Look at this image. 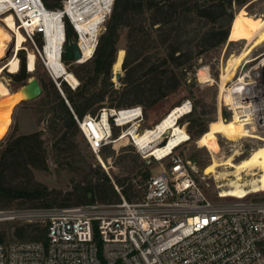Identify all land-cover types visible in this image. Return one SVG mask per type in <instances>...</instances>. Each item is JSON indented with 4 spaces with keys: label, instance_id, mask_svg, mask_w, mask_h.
<instances>
[{
    "label": "trees",
    "instance_id": "16d2710c",
    "mask_svg": "<svg viewBox=\"0 0 264 264\" xmlns=\"http://www.w3.org/2000/svg\"><path fill=\"white\" fill-rule=\"evenodd\" d=\"M64 1L43 0L52 10L61 9ZM252 1L114 0L105 26L98 35L93 57L72 67L80 80V86L72 89L62 80V89L73 111L83 117L88 112L96 114L105 106L124 108L142 105L144 108L147 104L143 101L144 94L182 82L184 87L175 94L163 93L164 103L157 110L145 112V121L147 118L148 125L155 127L171 109L182 105L184 100L178 103L176 98L187 97L193 101L192 111L179 117L177 125L187 122L190 138L198 140L217 119L212 117L214 103L212 109L205 108L204 89H201L194 74L201 59H206L212 51L227 42L236 13ZM64 21L67 41L77 40L72 23L68 18ZM123 32L126 35L125 50L118 46ZM35 40L39 47L43 46L44 40L40 33H36ZM22 46L23 42L18 50ZM18 55L21 61L19 70L17 58L5 66L12 71L7 75L16 92L32 76L27 70L26 52L21 49ZM63 60L68 62L65 53ZM120 61L124 71L121 78L123 87L117 88L112 80L113 66ZM28 66L30 70L35 68L32 51L28 54ZM40 68L43 67L38 64L36 70ZM36 76L43 87L44 110L51 116L48 123L49 130L54 133L51 159L56 165L77 168L82 179L72 177L68 189L50 187L38 180L35 171H48L50 168L45 130L19 133L15 124L0 140V209H51L92 202L118 203L122 197L115 184L121 187L128 200L142 198L143 193L138 184L144 183L153 174L152 167L156 161L142 159L132 145L123 146L117 158L128 173L115 175L112 179L99 163L90 161L82 152L78 139L81 130L54 80L46 73ZM185 90L186 96H182ZM220 112L221 108L218 107V116ZM114 134H117V128ZM165 142L161 141L160 144ZM87 145L91 150L88 142ZM111 146L105 145L101 153L107 152ZM200 164L205 167L209 161L204 160ZM258 198H264V193L254 194L253 199ZM46 238L47 223L42 221L15 220L9 221L7 228L0 227V242ZM262 249L264 251V242Z\"/></svg>",
    "mask_w": 264,
    "mask_h": 264
},
{
    "label": "built area",
    "instance_id": "2783aa9c",
    "mask_svg": "<svg viewBox=\"0 0 264 264\" xmlns=\"http://www.w3.org/2000/svg\"><path fill=\"white\" fill-rule=\"evenodd\" d=\"M3 2L10 1L2 0L0 4ZM2 10L0 21L5 23V15L11 14L18 29L25 35L23 44L29 39L34 41L36 33L42 35L43 46L35 45L32 49L35 63L38 58L42 60L66 98L61 85L64 76L58 65L50 62L46 52L47 26L41 20L44 13H54L55 10L49 9L43 0H12ZM69 21L72 23L71 19ZM62 24L58 59L75 75L72 67L93 57L98 36L93 51L83 59L81 36L72 23L81 57L66 62L63 60L67 42L64 20ZM22 48L28 50L27 46ZM14 56H18L16 47ZM27 68L34 70H30L28 65ZM251 76L256 77L252 73ZM66 82L72 89L80 86L79 79L76 84ZM252 82L257 84L255 79ZM66 101L71 107L67 98ZM186 102L190 105V112L192 104L189 100L183 103ZM260 110H264V106ZM122 112H127L126 118H121ZM73 113L82 134L100 161L101 149L127 133L130 143L144 158L150 156L157 161L170 158L169 165L138 184L143 193L138 200H128L121 187L115 184L122 197L118 203L92 202L48 209L47 238L0 242V264H264V198L244 200L246 195L238 197L241 201L235 203L213 200L190 173L189 161L174 153L176 147L163 157L150 154L131 133L146 131H141L145 121L142 105L124 108L105 106L98 113L88 112L83 117ZM123 119L128 121L123 123ZM260 120L264 118L259 117ZM115 128L121 129L117 136ZM23 210L28 209H0V220L15 221L27 217Z\"/></svg>",
    "mask_w": 264,
    "mask_h": 264
},
{
    "label": "rangeland",
    "instance_id": "374dc122",
    "mask_svg": "<svg viewBox=\"0 0 264 264\" xmlns=\"http://www.w3.org/2000/svg\"><path fill=\"white\" fill-rule=\"evenodd\" d=\"M240 13L243 14L244 16H249L252 18H257V19L261 18V16L264 15V0H253L247 7H243L242 9H240L236 13L235 17L237 16V14H240ZM109 14L110 12L108 13L107 17L109 16ZM5 16H7L4 19L5 23H2V21H0V26L3 29L5 28L4 32L7 37L9 35L12 36L14 39H16V37H20L21 39L20 43L19 44L15 43V45L19 48V46H21V43L25 41V37L23 33L17 28V25L15 24V21H14V17L9 13H7ZM107 17L105 18L104 22L100 25L97 36L100 34L101 30L104 28ZM12 31H14V33ZM125 37H126L125 32H123L119 40V43H118L119 48H124V50H125V44H126ZM15 45H12L11 42H9V47L7 48L5 52V56L2 59H0V70H1L0 78L8 85V87L11 90H13L12 80L7 75V73H10L12 71H10L9 68H5V66L7 65L6 63L9 61V59L14 54ZM35 45H37L35 36H34V41H31L29 39L26 43L23 44V47L27 46L28 48V50H25L24 48H22L26 52V59H27L26 65H28V53L29 51H32V49L35 48ZM246 46H247V41L244 38L242 31L240 30L239 23L236 21V18H234L233 23H232L231 34L227 42L224 45L212 51L209 57H207L206 59H201L200 65L198 66L194 74L198 83L201 85V89H204L203 94H204V97L206 98V101H205L206 103L205 102L203 103L207 105L205 108L212 109L214 107V106L212 107V103H214L215 105L214 113L212 114V117L215 120L216 119L217 120L218 119H221V120L222 119L223 120L233 119L234 111L230 107L231 94L228 91H225V90L222 91V80H223L222 75L223 73H227L228 69L231 66V62L233 61V59L237 55H239L242 52V50L246 48ZM120 63L122 64L121 61ZM38 64H41L43 68H40L37 71L36 68ZM203 66L207 67L210 77H203L200 74L201 69H202L201 67ZM199 68L201 69L199 70ZM249 71H251V73L256 76V77L252 76L253 79H255V82H257L260 87L264 88V42L254 47L249 53V55L246 57V59L244 58L239 64L235 66V71L233 72L231 77L228 78V82L225 85L226 89L230 85H232L239 78L241 74L245 72H249ZM29 72L32 73V76H36V74L46 73L49 77H51L44 63L42 62L40 58L36 60L34 70L29 71ZM112 80L114 81V84L116 86L114 72H113ZM190 80L191 78L188 81ZM64 81L66 82V80ZM66 83L68 84V82ZM259 86L257 88H259ZM182 87H184L182 82L181 84L179 82V84H176V85L168 84L164 87H159L155 90L149 91L146 94H144L143 101L147 103L146 105H144L145 106L144 108L146 110L145 112L150 113V110L152 111V110H157L158 107L160 108V106L164 103V100L162 99L163 93L166 92L169 94H175ZM21 89L22 88L20 86L18 89V92H20ZM18 92L13 91V94H16ZM182 96H186V90H185V94ZM176 100L178 101V103L182 102L183 100L184 101L189 100L193 108L192 99H187V97H179V98H176ZM43 103H44L43 94H41L39 97L35 99L21 102V104H19L17 108L13 110L12 115L10 116V123H9L10 127H8L9 130L8 129L7 130L8 132H10L13 129L15 124H17L18 126L19 133H30L35 130L44 129L45 130V140H46V143L49 149L50 168L48 171L36 170L35 171L36 177L38 180L46 183L50 187H59L62 189H68L70 188V185H71V178L72 177L81 178L82 174H80V171L75 167H68L62 164L56 165L53 163V160L51 159V149H52V141H53L54 133L50 131L48 128V123H49L51 116L49 113H47V111L44 110ZM148 107L149 109H147ZM218 107L221 108V112L219 113V116L217 115ZM192 108H191V111H192ZM259 117L261 119L264 118V110L259 111L258 117H257L258 121H259ZM179 124L185 128L186 133L184 134L178 133L177 127H179V125H177L176 128L171 129L170 134L168 133L169 135V136L167 135L168 138L167 136H163L162 138L158 139L156 143L160 144L161 141L163 143V141L166 140L167 138L165 143L172 142V144H174L176 139H180L181 142L177 144L178 147H176V149L174 150V153L181 155L185 160L189 161L188 167H189L190 173L195 177V179L197 180L201 188L204 190V192L209 196V198L213 200H217V201H224L227 203H230V202L235 203V202L241 201V199L238 198L237 196L222 195L221 194L223 192L222 190L224 188L225 189L228 188L226 183L229 180L218 178L216 177V174L214 173H206L205 168L213 161V159H217L219 161L223 160L228 154H231L235 150L239 151L237 155L235 156L236 161H238L239 159L243 157H246L248 154H250L253 151V149L258 147L260 144L264 143V138H262L264 137V131H263L264 127H259L257 136L255 137L246 136V137L239 138L237 140H231L227 138L226 136L218 133L217 140H218L219 148L217 150H212L210 147L201 146L198 143V140H192L190 138L189 140L185 141L188 138V134H189L188 129H187L188 123L184 122V123H179ZM150 127H153V126L148 125L147 118H146V121H144V123L142 124L141 131H145L146 128H150ZM120 131L121 129H117V134ZM117 134L115 136H117ZM78 139L80 141V147L82 149V152L87 155L90 161L96 164L99 163L112 179H114L115 175L120 176V175H126L128 173L127 171L124 170L123 164L121 162H118L119 159L117 158L118 154L121 153V149L123 146L132 145L128 137L119 139L115 143H111L112 146L108 149L107 152H105L104 154L100 153L101 161L99 160L98 156L89 149L87 145V141L84 138L83 134H81V132H80ZM132 146L134 147V145ZM136 152L139 153L137 150ZM139 155L142 159H148L149 162L151 160H155L154 158L150 156L147 158H144L140 153ZM204 160L209 161V164L206 165L205 167H201L200 163L201 161H204ZM155 161L156 162H154V166L152 167V173L158 174L164 167H167L169 165L170 158L163 159L162 161H157V160ZM218 170L221 172L226 171V169H224L223 167H219ZM82 171L83 170H81V172ZM84 173H86V171H84ZM227 178H233V176L228 175ZM251 178L252 176L247 177L246 178L247 180L244 179V181L249 182ZM246 188L250 189L248 186H246ZM263 190L264 189H261L259 191H252L248 193V195L245 197L244 200L253 199L254 194L264 193ZM258 199H261V198H258ZM23 212L27 213L28 216L21 218L19 221L47 222L46 215H47L48 209H38V210L28 209V210H23ZM8 224H9V220H0L1 229L7 228ZM7 241H9V239Z\"/></svg>",
    "mask_w": 264,
    "mask_h": 264
},
{
    "label": "bare ground",
    "instance_id": "6f19581e",
    "mask_svg": "<svg viewBox=\"0 0 264 264\" xmlns=\"http://www.w3.org/2000/svg\"><path fill=\"white\" fill-rule=\"evenodd\" d=\"M9 1L10 2L1 3L0 10L3 9L2 11H4L7 5L9 3L11 4L12 0ZM113 2L114 0H67L64 8L55 10L54 13H44V15L41 17V20L43 19L47 26L46 35L48 45L46 47V52L48 53L50 62L58 65L65 80L72 82L73 84L78 82L77 77L71 71L66 69L65 63L58 59L60 58L59 44L62 42L61 34L63 31V20L65 18L71 19L72 23L79 31L81 36L80 46L83 50V59H85L93 51L95 39L100 25L104 22L105 18L110 12ZM235 18L240 25V30L242 31L244 38L247 41V46L233 59L227 73H223L222 75V91H228L232 97H230V107L234 111L233 119L228 121L218 119L216 122L211 123L209 130L198 139V143L201 146L210 147L212 150H217L219 148L217 140L218 133L231 140H237L246 136L255 137L257 136L259 127H264V121L260 120L259 122L257 120L258 113L264 106V88L261 87L259 89L257 88L259 86L258 83L253 84L251 73L245 72L241 74L239 78L227 89L225 86L228 82V78L231 77L235 71V66L239 64L244 58L246 59L254 47L264 42V15L257 19L244 16L240 13L237 14ZM4 29L2 27L0 28V54H3L4 45L12 37L10 35V37H7L5 35ZM20 40V37H16L15 43L19 44ZM15 47L17 50L19 49L16 45ZM15 58L18 59L19 69L18 56H12L6 64L8 65ZM121 66V63H116L113 67L115 70H118ZM200 74L203 77H210L207 67L202 68ZM25 95L26 94L23 88L20 92L13 94V91L0 78V138L6 133L9 127L10 116L14 110V106L22 98H24ZM189 106L190 105L187 104V102L176 106L171 109L170 112L166 114L157 125H155V127L148 128L141 134H138L134 131L131 133L141 146H145L148 149L150 154L155 153L159 157H163L177 144H179L181 140L176 139L174 144H172V142H168L163 145L157 144L156 142L167 132L170 134L172 128L177 127V120L179 117L189 111ZM126 117L127 112H122L121 118ZM127 121L128 120H124L123 123ZM177 130L178 133H186L185 128L182 126L177 127ZM125 137H127V133L124 134L120 139ZM238 152V150H235L220 161L213 159V161L205 168L206 173H214L218 178L229 180L226 183L228 188H224L222 190V195L244 197L252 191L264 189V143L253 149V151L246 157L236 161L235 156ZM219 167H223L226 169V171H219ZM228 175H232L233 178H227ZM250 176H252V178L249 182L244 181V179ZM246 186H248L250 189L246 188Z\"/></svg>",
    "mask_w": 264,
    "mask_h": 264
},
{
    "label": "water",
    "instance_id": "95a60500",
    "mask_svg": "<svg viewBox=\"0 0 264 264\" xmlns=\"http://www.w3.org/2000/svg\"><path fill=\"white\" fill-rule=\"evenodd\" d=\"M230 30H231V27H230ZM9 42H11V44L14 45L15 39L11 37V39L9 41H7V43L4 45V51H3V54L2 53L0 54V59H2L5 56V52H6L7 48L9 47ZM64 51H65V54H66V57L68 60L78 59L81 57V49L79 47V43L77 42V40H74L72 42H66L64 45ZM116 60H117V57H116ZM113 72H114V76H115L116 87L122 88L123 83L121 82V78L124 75L123 63H122V66L118 70H115L113 67ZM21 88H23L26 95L18 103H20L22 101H28V100L35 99L43 93V87H42L39 79L36 76H31L28 79L27 83L22 85ZM8 130H9V128H8ZM8 130L0 138V140H2L6 136V134L8 133ZM168 133L169 132H167L164 136H167Z\"/></svg>",
    "mask_w": 264,
    "mask_h": 264
},
{
    "label": "crops",
    "instance_id": "0c3cea01",
    "mask_svg": "<svg viewBox=\"0 0 264 264\" xmlns=\"http://www.w3.org/2000/svg\"><path fill=\"white\" fill-rule=\"evenodd\" d=\"M12 91H13V90H12ZM19 104H21V102H20V103H17V104L15 105L14 110L17 108V106H18Z\"/></svg>",
    "mask_w": 264,
    "mask_h": 264
}]
</instances>
